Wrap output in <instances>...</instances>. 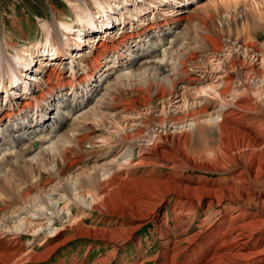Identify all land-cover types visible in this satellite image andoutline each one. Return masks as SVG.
I'll return each mask as SVG.
<instances>
[{"label":"bare ground","instance_id":"1","mask_svg":"<svg viewBox=\"0 0 264 264\" xmlns=\"http://www.w3.org/2000/svg\"><path fill=\"white\" fill-rule=\"evenodd\" d=\"M133 1L135 4L136 0H66L73 18L52 16L49 21L39 22L42 37L32 45L11 46L10 52L0 44V96L4 93L3 100H7V105L0 106V157L17 152L20 150L17 145L24 142L27 146L33 143L35 147L15 159H22L30 184L15 191L8 190L15 192H10L13 197L0 198V264L43 261L70 239L56 227V222L63 225L75 217L67 206L70 202L120 220L113 228L89 227L79 221L72 227L78 235L94 240L114 244L135 240L138 229L153 220L155 230L164 238V246L154 257L142 255L139 263L131 264H144L146 260H152L153 264H264V159L254 161L245 169L216 168L207 162L196 164L184 149L192 143L194 133L206 136L208 128L217 133L221 145L230 142L229 146H222L225 153L248 144L262 146L263 137L258 130L264 131V119L257 120L258 127H254L255 120L240 110L258 111V102L251 103L245 96L264 94V45L241 39L242 34L246 35L248 23L263 19V12L253 1L210 0L202 9V16L195 15L194 8L189 12V9L179 8L174 11L175 16L163 17L176 23L180 17L193 16L198 19L197 25L194 24L196 29L206 31L198 37L208 51L189 57L192 68L188 70L183 68L185 63H174L165 52L172 48V45L167 46L172 40H167V36L173 33L174 24L167 22L166 27L164 23L149 21L146 22L150 23L148 31L142 28L144 26L134 28L133 32L120 30L125 19L132 22L134 16L146 8L141 5L126 14L124 7ZM179 1L187 5L193 0ZM151 16L153 18L154 13ZM213 21L216 27L212 28ZM112 25L122 32H117L119 38L103 43L105 36L100 33ZM94 33L101 38L95 37L88 49H80L82 36ZM143 35L147 39L142 40ZM159 35L161 39L155 40ZM125 38L134 43L126 45ZM118 45L125 49L119 52ZM179 46L183 45L179 42L176 49ZM161 48V52H157ZM226 49H230L228 54L224 53ZM111 56H115L116 61L110 59ZM215 56H219L215 66L217 76H210L213 81L205 80L196 65H210V58ZM41 57L50 60L48 73L44 69L46 65L40 71L34 70L41 77L38 79L48 83L32 89L27 80L28 72L32 70L34 59ZM256 57L260 59L258 66L254 61ZM52 75L50 81L48 77ZM189 76L185 79L187 84L178 80ZM50 83L53 85L47 86ZM121 88V96L109 93ZM184 91L200 97H192L191 102L183 100L180 109L164 107L178 93L187 96ZM262 101L264 103V99ZM210 105L211 110H208ZM158 107L161 109L156 112ZM80 118L89 121V126L81 132L71 127ZM67 120H70L68 131L53 138ZM125 120L130 122L126 127ZM55 121L58 122L54 125ZM95 137H105L106 142L95 146L92 141ZM121 144H124L122 149L110 159L89 165L79 163L80 154L86 153L87 158L96 160ZM135 147L140 151L146 149L139 156L146 165H161L172 171H177V166H190L210 172L229 170L230 173L221 180L176 176L173 172L165 176L132 177L124 169L132 163ZM261 151L264 152V148ZM43 155L48 156L46 161L50 165H35ZM80 170L84 173L81 177ZM64 176L68 177L66 181ZM33 188L36 193L32 195ZM14 198L23 201L19 200L21 204L9 210L7 203ZM172 198V210L176 213L171 226L162 214H154L163 202ZM202 210L205 213L198 222V229L190 231L191 222ZM29 212L44 216L45 220L32 223L27 220L28 215L25 216ZM215 216L218 217L208 224L207 220ZM3 229L11 231L7 240ZM28 231L44 239L45 247L38 253L22 255L21 244L14 242ZM135 244L141 251L140 239L135 240ZM114 256V253L106 255L99 261L111 262Z\"/></svg>","mask_w":264,"mask_h":264},{"label":"rangeland","instance_id":"2","mask_svg":"<svg viewBox=\"0 0 264 264\" xmlns=\"http://www.w3.org/2000/svg\"><path fill=\"white\" fill-rule=\"evenodd\" d=\"M167 1L168 0H161V2H160V0H150V1L149 0H143V1L142 0H136L135 4H134V1L128 2V4L124 7V11L126 14L129 13L130 11H133L132 8L135 9L136 7H140L141 5H145L146 8H144L143 11L141 10L142 13H141V11L139 12L140 15L138 14V16H134V18H133L134 20L132 22L129 19H127V20L125 19L123 28H120V30H126L128 32H131V31L133 32V31H135L134 28L137 29L139 27L144 26L142 28L146 29L148 31L149 29L147 27L150 26V23L147 24L146 22H149V21H151V22L156 21L155 23H157V22L158 23H164V25H166L167 22H168V24H170L171 23L170 19H168V20L163 19V17L164 18H171L172 16H175V15H173V13H174V11L178 10L179 8L189 9V10H187V12H189L190 9L194 8L196 10L195 15H197L199 17V16H202L204 14L202 9L204 7H207L206 5L208 4V2L210 0H193V1H191L190 4H187V5H183L181 3V1H179V0H173V1L169 0L168 2ZM251 1H253L255 3V5L259 8V10H261L263 12V15H264V0H247V2H251ZM147 3H149V4H147ZM168 5H172V6L169 7ZM163 11H165V12H163ZM246 11L248 13L249 9H247ZM187 12H185L184 14H186ZM153 13H154V17L151 18L152 17L151 15H153ZM72 15L73 14H72L71 9L69 8L66 0H0V44H3V46H6L8 51H10V52L13 49V47H11V46H18L20 44L32 45L36 40L41 39V37H42L40 30H39V22H41L45 19H47L49 21L52 16H54L55 18L66 19L68 17L73 18ZM138 17H140V18H138ZM187 17H189V16H187ZM187 17L186 16L184 18L180 17L179 20H176V23H173V22L171 23V25L174 24L175 27L172 29L173 30L172 34H169V35L167 34L168 35L167 40L172 39L170 42H168L167 46L172 45V48H170V47L167 48L165 52L170 55V58L172 57L171 60L174 63H176V64H178L180 62H182L183 64L185 63L183 65L185 67H183V68L184 69L187 68L189 70L192 68L191 62L189 61V59L191 57L192 58L195 57L197 54H199V55L205 54L208 51V47L205 46V44L198 37L201 33L206 32L201 28L196 29L195 25H197L196 22L198 21V19L196 17H193V16L189 17L188 19H187ZM70 18H68V20H70ZM150 18L153 20H151ZM249 19H250V17H249ZM215 24H216V21H213L212 28L216 27ZM104 25H106V23ZM112 26L113 27L108 26L109 30H105V32L100 33V35L102 34L101 36H105L101 40L103 43L106 40L110 41V40H113V38H117V37L119 38V36H118L119 34H117V32H120V31L116 30V28L118 29L119 27L114 26V25H112ZM166 27H167V25H166ZM162 28H163V26H162ZM152 30H155V29L153 28ZM198 32H200V33L198 34ZM94 34H97V35H94ZM94 34H90V35H88V37H87V35L82 36L83 40H82V44L79 45L80 49H82V48L88 49L93 44V40L95 37H96V39L101 38V37H99L98 33H94ZM161 37L159 35L157 37V39H155V40L161 39ZM145 38L147 39V37L146 36L144 37V35L141 37L142 40L143 39L145 40ZM125 39H126V43H125L126 45H129L130 43L131 44L134 43V41L131 42L132 39H127V38H125ZM241 39L244 41H253V42L257 43L258 45H261V44L264 45V18L259 19V20L254 19V20L250 21L248 23V29L246 30V35L242 34ZM184 40H185V43L184 44L181 43V42H184ZM173 41H174V43H173ZM139 42H142V41H139ZM179 42H180L181 46L182 45L183 46L182 47L179 46L180 48L176 49V47L179 45ZM117 48H118L119 52L120 51L122 52L123 51L122 49H125L124 46H122V45L121 46L118 45ZM206 49H207V51L204 53V51ZM230 49H228V50L226 49L224 53L228 54L230 52L229 51ZM161 50H162V48L157 52H161ZM113 54H115V53H113ZM114 57L111 56L110 59H114ZM147 58H149V56ZM218 58H219V56L211 57L210 59H212V63L210 65L206 64V63L196 65V69L199 70L197 72L200 73L201 75L202 74L205 75V77H203L205 80H209V81L212 80L213 81L214 78H211L210 76H217V71L215 69L216 68L215 66L217 65ZM114 60L116 61V59H114ZM259 60L260 59L257 60V57L254 59L257 66L259 65ZM138 61L140 62V60H138ZM45 62H47V63H45ZM49 63H50V60H46V58H44V57H41V59H39V58L34 59L33 65H32V70H30L28 72L29 76L27 77L28 84L30 85V87H32V89L43 87L42 86L43 84L48 83V82H43V80L38 79L41 77L39 76V73H37V71L38 70L40 71V69H42L43 66L46 65V67L44 69H45V71L47 70V73H48ZM138 65H135V66H138ZM163 67L165 68L166 66H163ZM34 69H36L37 71ZM65 73H67V72H65ZM48 78L50 81H51V79L53 80V75L49 76ZM56 78H55V80H56ZM189 78H190V76L189 77H183V78L181 77L178 80H180L184 85V84H187L186 80ZM56 83H57V81H56ZM52 85H53V83H50V85H47V86L51 87ZM16 91H19V90H16ZM192 91H193V89H192ZM184 92H186V91H184ZM109 93L111 95H114V96H121V94H123V89L121 88L120 91L118 90V92H109ZM109 93L106 94V96L103 99L104 104H106V102L108 101V95H110ZM185 94L187 96H181L179 93L176 94V96L173 97L171 102L169 104H167V106L165 105L164 107L167 109H170V110H173L175 108L180 109L184 103L183 100H186L187 102H191L192 97H200V96H192V94L190 92H186ZM3 95H4V93L2 94V96H0V106L1 105L5 106V104H6L5 102L7 101L6 100L4 102V100H3L4 96ZM201 97H205V96H201ZM245 97L251 103H253V101L258 102L259 109H258V111H251V112L250 111L247 112L248 110H244V111L240 110V111H242L244 114L246 113L248 115L247 117L250 118L251 120H255L254 127H258L257 126V124H258L257 120L264 119V116L260 114V113H264V108H262L260 106V104H261L264 107V103L262 101L264 99V94H263V96H258V97L253 96L252 94H251V96L249 95V96H245ZM18 99H19V96H16L15 100H18ZM211 105L213 106L214 104H211ZM211 105L208 106V108H207L208 110H211V107H212ZM61 108L64 110L63 106ZM98 109L102 110V108H100V107ZM160 109H161V107H158V108H156L155 111L158 112V111H160ZM1 111H3V110L1 109ZM65 115H66V113H65ZM138 116L139 115H137V119L140 117V116L139 117ZM124 119H126L125 115H124ZM5 120H7V119H5ZM78 120L79 121H75L74 124H71L72 125L71 127H73L72 129L81 132L89 126V121H87L86 119L80 118ZM69 121L70 120H67V121H65L64 124H62V126L60 127L61 129L59 128V130L55 133L56 135L53 138H55L58 135L60 136L64 132L68 131L67 129L70 128V125H68L67 122H69ZM57 122L58 121H55V122H53V124L55 125ZM126 122H127V120H125L123 122L125 124V127L130 123V122H128V123H126ZM254 127L251 126L252 130L255 129ZM115 128H117V126L114 127V129ZM114 129H112V130H114ZM109 130H111V129H107V131H109ZM258 132H259V135H261L263 137V142L261 144L262 146L260 145L261 147L254 145V144H248V145L242 146L239 149L232 150L230 152V154L225 153V151H223V149H222V146L228 145V143H230V142L229 141L227 143L224 142L221 145L217 133L213 129L208 128V130L206 132V136L194 133L192 135V143L184 149L187 152L186 154L189 158L195 159L196 164H198V163L201 164L203 162H207V164L213 165L216 168L235 166V167H243L245 169L248 166H250L254 161L262 160V158L264 159V152L261 151V149L264 148V131L258 130ZM58 133H60V134H58ZM92 141H93V144L95 146L103 145L106 142V138L105 137H95L92 139ZM24 143L25 144H23V145H19V144L17 145V147L20 146V150H18L19 152L13 151L14 153L11 152L13 154H8V155L5 154V155L0 157V165H1L0 166V195H3L0 197L1 199H4L5 197H7V195L8 196L11 195L10 194L11 191H8V190L15 191V189H20L22 186L28 185L31 182L30 179L27 177V175H25L26 170L23 167V164L21 163L22 159L18 158L17 160H15L17 156L20 157L21 155L26 154V152L24 153L23 151H26L27 149L29 151H31L32 149L35 148L33 146V144H31V145L29 144L27 146L26 142H24ZM44 144L45 143H42V145H44ZM123 145L124 144L118 145L114 150L111 151L110 154H108L107 156H105L103 158L100 157L96 160H91L89 157L87 158L86 156L88 154H86V153H84V155L80 154L81 156L78 155V157L81 160V162H79V163H81L82 165H89L91 163H101L104 160L112 158L116 153H118L122 149ZM36 146H38V145L36 144ZM12 148H14V147H12ZM21 148H24V149H21ZM36 150L37 149H35L33 151H36ZM145 150L140 151V149L138 147H135L133 149L132 163L124 169L129 173L130 176H132V177H141V176L145 177V176H148L150 174L151 175H158V176H165L168 173L173 172L176 176H183L184 175V176H191L193 178H203V179H211V180L220 179L221 180L223 178H227L225 176H228L230 173L229 170L210 172V171H206L202 168L195 169V168H192L190 166H188V167L187 166L186 167L177 166L178 170L172 171V169H170L169 167H165V166H161V165H154V166L153 165H146V164H143L140 160V157L145 153ZM261 152H262V154H261ZM20 153H22V154H20ZM70 156H72V157L74 156L72 151L70 152ZM44 158H45V160H44ZM46 158L48 159V156H46V155L39 156L38 161H37L39 163L35 164V165H40V166L44 165L45 167H46V165L49 166L50 162H47ZM41 161H44V162L41 163ZM46 163H48V164H46ZM227 171H229V172H227ZM79 172H81L79 177L83 176L84 173L82 172V170H80ZM21 174H22V176H21ZM67 178H68L67 176L63 177V179H65V181L67 180ZM5 182H9V183L7 184ZM63 183H65V182H63ZM64 186H65V184H64ZM88 187L92 188L91 186H87V188ZM11 193L14 194L15 192H11ZM30 193L32 195L36 193V191H34V188L31 189ZM13 196L14 195H11L10 197H13ZM86 197L90 198V194H87ZM72 199H73V196H72ZM19 200L23 201V199H21V198L20 199L14 198V200H12L11 202H8L7 205L9 206V210L20 205L21 201H19ZM173 203H174L173 198L170 201L166 200L165 202H163V204L160 205L158 211L154 214V215L157 214L158 216L162 214L164 219L165 218L168 219V223L171 222L170 223L171 226L173 224L172 217L176 213L175 211L172 210L173 206H174ZM67 206H68V208L71 209V212L75 217L73 218V220H71L69 222H64L63 225H61L60 222H56V227H60V231H63V233H66L65 235L69 236L70 239H68L61 246L57 247L56 250H53V252H51L50 255L43 261L33 262V261H29V260H23V261H18V262L12 261L9 264H58L61 262L63 264H72V262L74 260H75V262H78L77 264H131L132 262L139 263L140 256H142V255L143 256L145 255L144 257H154L159 251L162 250V247L164 246V242H163L164 238L159 236V233L155 230L156 226L154 225L153 220H149V221L145 222L138 229V231L135 234V240L140 239L141 248H142L141 251L138 250V247L135 244V240L126 241V242L121 240V241L114 244V243H111L108 241L104 242L101 240H94L92 238L82 237V236L78 235L72 229V227H74L78 221L81 222L83 225H86L89 227H106L107 226L106 228H113L118 223H120V220L115 218V217H110L107 214H103L97 210L87 209L86 207H84V205L83 206L80 204L76 205V204H74V202L68 203ZM204 213L205 212H203V210L198 213L196 219L191 222L192 226H191L190 231L198 229V224H199L198 222L204 217ZM21 216H24V214ZM25 216H27L28 219L27 218L26 219L30 220L32 223H37V222H40L41 220L42 221L45 220L44 216H38L37 213L32 214V212H29V213L25 214ZM40 217H42V218H40ZM217 217L218 216H215V217H212V219L210 218L209 220H207L208 224L211 223V220H213L214 218H217ZM195 225H197V226H195ZM206 225H207V223L205 222V226ZM6 227H8V226H6ZM3 231H4L3 237L5 240H7L8 235H11V231H9L7 229H3ZM33 233L34 232L28 231V232L21 234V235L18 234L19 237L15 239V242H14L15 245L21 244L20 246L23 249L22 255H26L29 252L38 253L44 249V247H45L44 239L36 238L33 235ZM15 236H17V235H15ZM115 248H117V249H115ZM113 253L115 255L114 256L115 258L111 262L102 263L99 261L100 259L104 258L106 255H113ZM144 264H153V261L152 260L151 261L146 260L144 262Z\"/></svg>","mask_w":264,"mask_h":264}]
</instances>
